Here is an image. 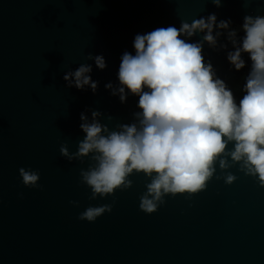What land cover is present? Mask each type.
Masks as SVG:
<instances>
[{
  "label": "water",
  "instance_id": "water-1",
  "mask_svg": "<svg viewBox=\"0 0 264 264\" xmlns=\"http://www.w3.org/2000/svg\"><path fill=\"white\" fill-rule=\"evenodd\" d=\"M212 13L242 37L244 16L264 15V0H222L219 8L206 0H0V264H264V188L238 165L228 170L237 176L231 185L213 178L205 190L166 196L146 214L143 173L129 177L130 189L91 200L80 183L91 161L69 162L59 151L65 143L77 150L82 112L90 120L91 111L101 112L110 129L133 122L139 97L121 103L105 85H119L121 56L135 55L137 34ZM219 42L227 43L226 34ZM227 50L205 44L203 54L238 103L251 60L244 54L246 66L236 71ZM89 54L102 55L107 67L98 69ZM83 63L99 82L95 93L63 79ZM21 167L38 171L42 188L25 187ZM102 204L112 211L95 222L78 219Z\"/></svg>",
  "mask_w": 264,
  "mask_h": 264
},
{
  "label": "clouds",
  "instance_id": "clouds-1",
  "mask_svg": "<svg viewBox=\"0 0 264 264\" xmlns=\"http://www.w3.org/2000/svg\"><path fill=\"white\" fill-rule=\"evenodd\" d=\"M206 2L217 8L222 4V0ZM231 23L218 21L212 13L191 23L181 20L179 28L170 25L134 37L135 55L125 51L121 56L119 85H105L121 103L129 94L139 97L133 122L110 129L100 122L101 112L91 111V120L82 112L79 127L85 135L77 150L70 152L67 143L59 149L69 162L91 161L80 170V183L91 189L89 199L130 189L129 177L143 173L150 182L139 198V208L152 214L166 203V196L191 197L213 178L231 185L237 176L228 170L236 165L264 188V15H245L242 37ZM197 34L201 38L189 42ZM225 34L227 43H220ZM205 44L214 51L227 50L231 44L226 58L236 71L246 66L243 55L249 56L251 68L238 103L211 60H206ZM87 59L100 70L107 67L102 55L89 54ZM91 72L92 65L83 63L63 79L69 88L88 87L95 93L99 82L92 80ZM217 163L220 175H216ZM19 175L25 187L42 188L38 171L21 167ZM69 203L79 207V201ZM113 204L90 205L78 219L95 222L110 213Z\"/></svg>",
  "mask_w": 264,
  "mask_h": 264
}]
</instances>
